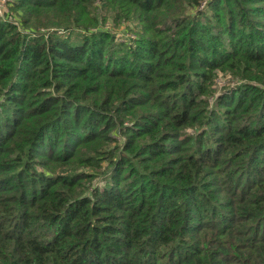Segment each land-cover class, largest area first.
<instances>
[{"label":"trees","instance_id":"obj_1","mask_svg":"<svg viewBox=\"0 0 264 264\" xmlns=\"http://www.w3.org/2000/svg\"><path fill=\"white\" fill-rule=\"evenodd\" d=\"M8 2L0 264H264V0Z\"/></svg>","mask_w":264,"mask_h":264},{"label":"rangeland","instance_id":"obj_2","mask_svg":"<svg viewBox=\"0 0 264 264\" xmlns=\"http://www.w3.org/2000/svg\"><path fill=\"white\" fill-rule=\"evenodd\" d=\"M8 1H9V0H0V8H1V10H2V13H5V12L9 9V6H8L9 2H8ZM95 9H97V8H95ZM100 10H101L100 13H102L103 15H105V16H108V15H106V14H109V15H110V12H109L108 10H106V9H104V8H103V10H102V9H100ZM2 13H0V15H1ZM105 13H106V14H105ZM107 22H108V21H107ZM107 22L103 25V28H104V29H107V30H109V31L111 30V31H113V32H116L117 35H118L120 38L127 37V35H130V33H125V32H124L125 29H123L121 26L118 27V26L112 24L110 21H109L108 23H107ZM101 27H102V26H101ZM223 80H225V79L223 78ZM219 82H220L221 85L223 84V81H222V80H220Z\"/></svg>","mask_w":264,"mask_h":264},{"label":"built area","instance_id":"obj_3","mask_svg":"<svg viewBox=\"0 0 264 264\" xmlns=\"http://www.w3.org/2000/svg\"><path fill=\"white\" fill-rule=\"evenodd\" d=\"M0 13H2V10H1V8H0ZM3 14H4V13H2L1 15H3ZM1 15H0V16H1Z\"/></svg>","mask_w":264,"mask_h":264}]
</instances>
